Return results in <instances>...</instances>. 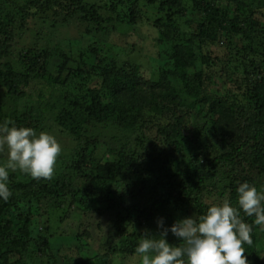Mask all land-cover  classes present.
I'll return each instance as SVG.
<instances>
[{
    "label": "trees",
    "instance_id": "obj_1",
    "mask_svg": "<svg viewBox=\"0 0 264 264\" xmlns=\"http://www.w3.org/2000/svg\"><path fill=\"white\" fill-rule=\"evenodd\" d=\"M27 2L29 6L33 5L30 0ZM46 2L49 5L53 2L58 7L52 14L55 16L53 22L68 25L72 19L74 25L85 26L81 38L74 39L68 46L56 42L51 49L49 41L45 45L30 44L27 52L18 56L23 70L21 74H16L4 61L12 54L11 47L17 38L15 30L9 27V21L14 20L15 23L16 20L11 13L2 17L0 12V89L4 88L6 96L0 95V122L10 120L17 127L36 129L38 122L51 117L52 126L59 130V134L70 136L76 146L69 160H62L60 169H56L51 180H35L24 173L10 174L12 196L8 202L0 200V264L37 263L35 253L39 254L40 264H58L55 254L62 248L58 246L54 251L52 247L63 234L52 237L47 227L43 230L42 226L46 225L44 219L48 222L50 218L47 214L64 212L65 205H75L82 213L100 208L112 216L119 228L113 226L112 233L108 234L107 244H112L111 247L103 245L102 253L93 251L92 257H89L93 260L91 264H111L113 255H126L135 250L136 236L138 239L144 237H140L142 234L137 232L136 226H156L160 211L166 208L171 209L173 214L187 211L188 216L195 219L204 215L209 205L196 195L199 190L211 186L219 197L230 191L236 201L239 183L254 181L260 188L262 179H258L256 174L250 178L244 172H239L237 177L228 173L236 172L237 161L241 169L239 160L242 158L249 168L259 170L258 175H264V45L259 50L253 44L258 37L254 30L258 21L238 22L236 15L232 19L227 16L231 7L237 13L243 12L246 7L254 14L264 0H192L193 7L202 13L198 30L184 41L171 43L166 53L165 68L156 79H146L136 66L101 56L96 45L104 42V38H108L113 31L127 32L133 24L135 11L133 14L117 12L120 4L133 9L144 2L158 8L159 12L165 9L171 16H183L187 11L185 0H111L108 5L107 2L103 4L93 0H68L65 4L61 0ZM224 2L226 6L222 7ZM63 10L68 11L66 18L62 17ZM38 12L39 9L35 8L31 14L34 16ZM27 19L21 16L19 23L26 27ZM233 32H242L245 38H250L251 43L236 46V52L238 55L241 52L242 57L248 55L247 61L258 71L247 74L248 62H244L238 70L235 66V73L242 72L244 81H248V85L244 84L243 100L239 92L228 85L233 82V56L220 57L216 61L202 52L204 41L214 42L220 36L230 38ZM86 37L94 40L80 48L78 62L72 60L64 48L74 49L73 43L77 44ZM232 49L229 54L233 53ZM252 55L260 56V59L253 60ZM214 66H220L218 68L224 70V75L229 76L222 81L225 95L221 97L204 94L210 80L219 71ZM22 75L26 78L23 79ZM26 86L32 90H26ZM4 98L8 99V104ZM187 98L197 101L188 103L185 101ZM169 100L178 107H192L193 127L199 123L204 126V122L207 126L208 121L217 126L216 121L208 118L218 115L223 125L242 130L244 141L237 145L231 143L216 152L209 161L207 171L192 161L180 165L177 154L190 150L192 143L187 136L188 141L184 138V125L176 117L171 130L161 128L167 142L172 146L174 144L171 147L172 158L168 157L173 160V167L167 158H161L152 149L143 152L135 148V139L132 141L127 137L120 146L110 151L113 156L110 160L97 158L90 150L92 130L97 126L107 129L119 124L125 130L134 129L137 123L144 120L142 114L145 112L163 115L169 110L165 106ZM6 105L10 107L4 111ZM202 105L208 106L206 111L200 107ZM172 114L177 115L175 111ZM31 121L36 125L28 126ZM216 135L213 130L208 133L210 140ZM60 216L56 215L55 219ZM243 218L249 224L254 219ZM128 226L133 229L129 233ZM258 230L259 227L253 225V243L245 245L249 264H262L256 248ZM73 236L81 242L78 235ZM119 236L125 240L121 242L117 239ZM167 239L175 246L183 244L171 232ZM42 254L45 258L46 254L52 255L55 261L44 260L40 256ZM13 256L17 257L10 261ZM86 260L87 257L76 262L88 264Z\"/></svg>",
    "mask_w": 264,
    "mask_h": 264
},
{
    "label": "rangeland",
    "instance_id": "obj_2",
    "mask_svg": "<svg viewBox=\"0 0 264 264\" xmlns=\"http://www.w3.org/2000/svg\"><path fill=\"white\" fill-rule=\"evenodd\" d=\"M30 1L36 6H29L27 0H0V12L2 11V17H4L7 13H11L13 19L16 20L15 23L14 20L9 21V27L15 30L17 38L13 41V45L11 47L12 54L4 60L8 64L7 67L11 68L16 74H21V71L23 70L21 66L22 61H19L18 56L26 53L30 44L37 43L45 45L47 44V41H49L50 49L56 42H60L64 46H68V44L72 43L74 39L81 38V31H83L85 27L83 25H74L72 19L68 25H59L57 22L55 23L52 20L55 17L52 14L58 10V7L53 2L49 5L46 2L47 0ZM61 1L62 4H65L68 0ZM93 1L98 3L102 2L103 4L107 2L106 5H108L111 0H101V2L99 0ZM204 4L205 2L203 5ZM185 5L187 6L185 15L171 16L168 10L163 9L159 12L158 8L146 5L144 2L140 3L133 9L128 5L120 4L117 6V12L121 11L133 14L135 11L134 16L132 17L133 24L127 32L124 30L113 31L110 33L108 38L103 37L105 41L96 45L98 53L105 58L115 60L117 63L130 64L138 67L140 73L146 79H156L159 72L163 71V68H165L167 63L166 53L168 52L171 43L175 40L184 41L190 38L191 35L196 33L198 30L197 24L199 23L200 15H202L201 10L193 7L192 0H185ZM224 6H226V2L222 4V7ZM259 6L260 8H258L254 14L249 12L246 7L241 13H237V11L231 7L228 12L229 16L227 17L228 19H232V17L236 15L238 17V22L247 20L251 23L254 19L258 21V24L257 26L255 25L256 27L254 29L258 34V37L253 44L261 50V47L264 45V3L260 2ZM35 8H38L39 12L33 16L31 12H34ZM67 12L68 11L63 10L62 17L66 18ZM21 16H26L28 18L25 21L26 27L19 23ZM34 17H36V19H33ZM19 29L21 31H19ZM93 40L94 39L89 37L82 38L81 41L77 42V44L73 43L74 49L71 48L68 50L64 48V51L67 53L66 55L71 57L72 60H76L78 62L80 48L84 47L86 43L90 41L92 42ZM204 42L202 52L210 59L215 58L217 61L220 57L223 58L228 55L233 56V78H231L233 79V82L228 85L231 89H233V91L239 92V97L243 100L242 93H244L245 89L244 84L248 85V81H244L242 72H235L241 68L244 62H248V55L244 54L246 56L242 57L241 52L239 53L240 55H238V52H236L238 51L236 46H242L244 43H251L250 38H245V34L242 32H233V37L229 38L227 36H220L219 39L214 42ZM231 46H233V49ZM231 49L233 50V53L229 54V50ZM252 58L253 60L258 61L260 56L252 55ZM248 65L250 66L248 67L249 71H247V74H250V72H254V74H256L258 72L257 69H254V67L249 64V62ZM235 66L237 67V70L234 69L236 68ZM214 67L219 71L217 72V75L213 76L210 80L208 88L204 91V94L221 97L225 95V85L222 81L223 79L227 80L229 76L224 75V70L221 71V68H218L220 66ZM24 76L25 75H22L21 77L24 79L26 78V76ZM28 87L29 86H26V90L31 91V87L29 89ZM30 91L27 93H34ZM0 95L6 97L4 95V88L0 89ZM4 100L6 101V104L9 103L8 99L4 98ZM157 100L160 101L159 98ZM107 101H110V98H107ZM185 101H189L188 103H194L197 100L187 98ZM165 106L169 107V110H166L161 116H155L154 114L147 112L142 114L144 120L137 123V127L135 126L134 129L125 130L121 128L119 124L111 125L107 129H104L103 126H97L92 130L93 137L91 138L93 142L91 144L92 147L90 146V150L95 153V157H101L103 160H110L113 158L110 151L120 146L121 142L127 137L132 141L135 139V148H139L143 152H149V149H152L161 158H167L173 167V160L171 161L170 159L172 158L171 155L173 153L171 147H173L174 144L172 146L167 142L165 135L161 132V128L167 127L171 130L176 117L180 118L184 125L182 128L184 138L187 141L189 139L192 143V148L190 150L177 154L178 163L180 165H186L188 161H192L193 163L198 164L203 171H207L210 168L209 161L216 154V152L222 150L224 147H229L231 143H233V145H237L238 143L244 141V134L242 133V130L235 126L231 128L223 125V123L219 122L218 115L208 118L216 121L217 126H214L208 121L207 126H205L204 122V126H202V123H199L197 127H193L191 124L194 114L192 107L184 105L178 107L176 103L171 102L170 100L166 101ZM9 107L10 106L6 105L4 111ZM200 107L203 111H206L208 106L202 105ZM174 111L177 114L175 116L172 114ZM51 121V117H48L45 121L38 122V128H34V130H36L37 133L45 131L56 136L58 142L62 146V153L58 157L56 165V169H60V163L62 160H69L70 153L76 145L67 134H59V130L52 126ZM30 125H36V122L31 121L28 126ZM205 127L207 128V131ZM211 130L217 134L212 140H210L208 136V133ZM185 136H187L188 139ZM252 154L254 155L255 153ZM168 157H170V159ZM6 159V152L0 153V161H4ZM95 161L97 162L98 159H95ZM239 161L241 162V169L237 161L236 172L233 173L230 171L228 174L232 176L236 175L237 177L239 172H244L248 174L250 178L256 174L258 179H262V185L260 187H264V175H258L257 172H259V170L249 168L248 163L245 160H242V158H240ZM11 173L13 172H10V174ZM13 174H21V172L17 171ZM250 183L254 184V181ZM196 195H198L200 200L208 204L209 207L221 204L224 199H229L232 204L236 203V201L233 200L230 191H226L224 197H219L216 190L211 186H207L206 188L199 190ZM150 196L152 197V194H150ZM41 211L42 209H40V213ZM56 215H61V218L56 220ZM47 216L50 218L48 222L44 219L46 225L42 226L43 230L47 227L46 229L50 232L52 237L58 234H63L52 247L54 251L57 250L58 246L62 248L61 251H58L55 254L58 264H70V262L77 264L76 261L83 260L86 257L87 263L91 264V262H93L92 259H89V257H92L91 253L93 251L102 253L104 251L103 245L111 247L112 244H107L108 234L112 233L114 229L113 226L119 228V225L113 222L112 216L107 211L101 210L100 208L97 210L91 209L88 212L82 213L76 209L75 205L70 207L65 205L64 212L54 211L53 213L47 214ZM185 217H189L187 211H178L173 214L171 213V209L166 208L158 213L156 221L163 218L165 226H170L177 220H181ZM136 228L137 232L142 234L140 237L145 235L158 237L161 231V229H158L157 225L155 226L153 224L150 227L142 224L141 226H136ZM131 230H133L132 227L128 226L127 233ZM143 231L148 233H144L143 235ZM73 235H78L81 242L76 241ZM138 238L139 237L136 236L135 245H137L139 240ZM117 239L121 240V242L125 240L120 236ZM111 241L114 242L115 240ZM80 243L84 246H81ZM256 248L260 252L261 261L262 264H264V230L260 227L258 230V244ZM40 256L44 260L47 258L49 262H53L54 260L52 258L53 256L50 254H46V258L43 254ZM16 257L17 256H13L9 259L12 261ZM35 257L37 263H39V254L35 253ZM111 259V264H141L140 258L135 253V250L128 252L126 255L115 254ZM37 263L34 262L32 264Z\"/></svg>",
    "mask_w": 264,
    "mask_h": 264
},
{
    "label": "clouds",
    "instance_id": "obj_3",
    "mask_svg": "<svg viewBox=\"0 0 264 264\" xmlns=\"http://www.w3.org/2000/svg\"><path fill=\"white\" fill-rule=\"evenodd\" d=\"M5 152L7 159L0 161V200L8 202L10 172L51 180L62 146L53 134L5 120L0 122V153ZM236 193L235 204L224 199L198 219L185 217L169 227L159 219L160 235H145L137 242L135 253L141 264H249L245 245L253 243V225L264 230V187L244 181ZM243 217H253L252 224ZM169 232L183 244H170Z\"/></svg>",
    "mask_w": 264,
    "mask_h": 264
}]
</instances>
